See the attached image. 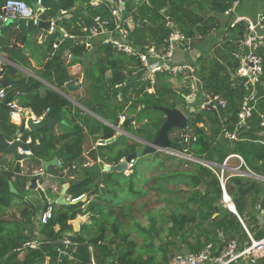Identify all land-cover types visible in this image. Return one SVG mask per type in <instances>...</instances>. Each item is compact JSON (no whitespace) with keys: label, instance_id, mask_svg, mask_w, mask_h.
Here are the masks:
<instances>
[{"label":"trees","instance_id":"obj_1","mask_svg":"<svg viewBox=\"0 0 264 264\" xmlns=\"http://www.w3.org/2000/svg\"><path fill=\"white\" fill-rule=\"evenodd\" d=\"M27 1L31 4L37 0ZM235 1L242 0H143L139 3L135 0H126L128 14L133 16L136 24L140 19L146 21L139 32L136 27L131 31L135 45L142 49L152 43L157 45L162 43L170 32L166 26L169 20L188 37L200 35L206 38L214 29L219 31L222 26L224 27L223 39L215 46L213 54L201 55L193 64L204 81V87L224 96L234 111L238 108L245 91L241 86H236V80L232 78V74L236 72L233 50L236 41L244 35L246 25L244 22L234 27H230L228 22L223 25L221 16ZM73 4V0H58L56 8L70 9ZM3 6L4 4L0 3V13L4 12ZM164 9H168V17L164 14ZM89 12L90 14L99 12L103 16L111 17V11L105 4L99 5L98 8H89ZM77 16L78 13L69 20L65 19L64 23L75 24ZM92 21L93 17L87 18L89 25ZM12 37L11 34L1 36L0 49L8 51L13 62L20 65L29 64L30 57L34 56V53H27L30 48L38 51L43 57L53 52V56L48 59L39 75L58 86L69 79L63 56L73 45L72 39L64 38L57 47H54L57 42L56 34L49 35L42 43H38V39L28 40L21 53L17 43L21 41L22 35L19 33L14 37L15 43ZM86 49V45L73 46L72 51L77 57L83 55ZM262 54L264 57V49ZM139 67L140 60L137 57L117 54L111 46L99 44L96 60L88 71L91 98L87 106L114 125L119 124L120 115L126 117L137 115L136 122L128 124L125 130L134 135L144 132L154 137L163 119L155 120L153 117L148 119L145 113L149 108L143 109V105L177 107L171 100L179 97L184 104L183 92L187 93L188 89L180 91L181 94L177 93L179 91H175L169 82V75L159 73L154 91H146L139 73H135ZM108 71H111L110 77H106ZM6 77L15 79L19 75L9 66L1 79ZM262 80L264 81V75ZM24 82V79L18 80L6 89L8 96L14 94L22 107L30 108L37 116H42L47 109L51 110L52 116L64 115L70 110L69 101L58 93L48 90L41 94L39 92L41 84L37 80H32L18 90L17 88ZM123 83L125 88L121 95L117 86ZM94 102L97 103L96 106ZM10 110L8 105L0 109V130L6 139L13 141L18 137V132L23 133L26 128L24 123L17 126L10 122ZM259 110L264 112V99L259 104ZM159 112L163 115V112ZM146 119L149 120L150 126L143 130L141 124ZM198 119L203 121L204 117L199 115ZM210 119V130L196 129L199 136L198 152H204L206 159L218 163H222L229 154L238 153L244 157L252 170L264 174V145L259 142L264 138V135L260 134L262 130L258 126L255 127L248 133L250 140L229 141L218 136L216 117L210 114ZM81 122H74L72 127L67 125L68 128L66 127L62 133L51 132L48 127L31 132L32 140L25 143L24 148L31 150L39 159L58 156L65 166H72L74 162L83 159L84 146L88 140L91 139L92 142L98 139L106 140L116 134L114 128L95 118H82ZM258 122L257 118L256 123ZM137 124H140V127H137ZM139 146L138 142L129 143L127 136H122L118 141L100 146L99 152L93 150L89 154L95 161L100 158L101 163H118L121 158ZM5 153L8 152L0 145V155ZM155 158H159L160 161L153 165L154 173L148 178H144L142 172V167L149 164L147 158L136 160L133 171L128 175L118 173V176H115L116 173L103 172L104 165L99 162L86 167L82 176L85 178L84 182L80 184L72 182L68 189L73 198L87 194L86 200L75 204L55 205L53 217L47 223H40L38 238L31 230L35 227L32 218L43 208L42 199L36 191L25 188L26 178H22L23 182L16 187L18 193H13L9 186L13 173L0 170V258L11 253L0 264H43L47 255L55 256L58 245L21 247L36 239L59 240L66 232H71L70 240L78 244L75 260L69 264H151L154 260H157L156 264H170L176 253L170 255L169 250L177 246L178 240L186 244L189 252H198L208 242H214L218 246L216 248L218 253L222 246L219 244L220 233L227 239L237 238L241 243L249 239L238 215L220 204L222 189L219 179L212 170L198 163L185 166V161L160 152L155 154ZM168 158L171 159V165L165 163ZM122 180L129 181L126 194L128 197L132 195L133 198L139 193H148L149 190L162 196L166 205L165 210L169 212L167 222L170 223L166 241L162 238L159 219L155 215H150L148 225L129 220L130 228L124 227L125 222L120 218L119 209L121 207L124 210L122 215L129 217L131 207L125 203L126 197L121 196L125 189ZM251 181L245 177H231L228 187L239 216L250 232L259 239L264 236V222L261 221L260 213L255 206L259 203L264 208V181H256L251 188L241 191V188ZM144 184L148 189L142 186ZM91 196H94V199H90ZM19 202L25 204L20 216L13 214L11 217H1V214ZM216 207L220 210L218 215L213 217ZM86 213H90L91 222L83 223L80 230L75 231L69 221L76 219L79 214ZM57 225L60 226L58 230ZM194 228H201L200 233L193 234ZM193 236L194 239L191 240ZM139 237H143V243L139 242ZM155 238L160 240V246L156 245ZM83 242L93 243L95 261L92 249L83 245ZM140 245L144 247L143 251H139ZM147 252L150 254L148 259L143 256ZM157 252H161L164 263L158 260ZM257 264H264V257Z\"/></svg>","mask_w":264,"mask_h":264},{"label":"built area","instance_id":"obj_2","mask_svg":"<svg viewBox=\"0 0 264 264\" xmlns=\"http://www.w3.org/2000/svg\"><path fill=\"white\" fill-rule=\"evenodd\" d=\"M139 1V0H137ZM39 3L40 0H37ZM235 1L233 6L225 11L224 16L230 17L229 26L234 27L240 22H244L245 33L236 41L233 50V56L236 61V72L234 80L236 86L244 89V95L238 103L236 111L230 108L229 101L219 93L212 92L204 87V81L197 72V68L193 64L197 59L188 62L186 53L196 48V40L201 39L200 35L196 37H188L184 32L178 29L175 24L169 20L166 26L170 32L164 38L160 45L155 43L146 45L144 49L135 45L130 39L131 30L125 25V18L122 14L127 10L126 0H102L101 4H105L111 11V17L98 14L94 17V24L88 29L91 39H99V44L111 46L116 52L132 55L140 60V67L135 73H139L140 80L145 84L146 91H154L157 84V75L166 73L169 75V81L178 89H188L183 92L185 98L186 109L194 108V112L204 117L203 121H194L190 125V116H187V126L178 128L175 138L169 137L172 141L181 144V150L173 147H161L158 152L163 155L177 157L185 161V166L190 163H198L208 167L214 172L220 182L222 189L221 203L225 208L231 209V205L235 207L233 196L228 187L231 177H245L251 180L264 181V174H260L252 170L246 163L244 157L238 153L229 154L222 163L210 161L205 157L195 156L192 152V146L197 144L198 134L197 128L210 130L211 119L210 114L217 119L218 136L229 141H245L250 140L248 133L255 127L264 128V112L259 110V104L264 99V57L262 50L264 49V12L258 13L256 18L246 15H233V7L239 4ZM5 10L0 13V25L9 19L11 13L14 17L25 20H33L35 23L38 19L36 10L25 0H6ZM128 15V14H127ZM52 19V18H51ZM55 21L51 23L50 33L54 32ZM217 30H213L210 36L215 35ZM87 45H90L89 43ZM8 97L6 89L0 90V100ZM194 99L191 104L190 100ZM10 107V122L21 126L23 123L27 127L29 115H23L24 109L18 104L15 98L7 103ZM35 120H39L42 116L32 115ZM126 116H120V122L125 120ZM258 118V124L256 119ZM25 127V128H26ZM19 139V137L17 138ZM30 142V139H29ZM259 142L264 145V138ZM21 153H32L31 150L20 147ZM121 158L120 161L125 160ZM233 159L237 162H233ZM135 161L128 163V171H133ZM21 166L22 165L21 162ZM3 169L10 170L9 165H3ZM22 175L37 177V183L43 186L45 180V168H34L21 171ZM28 178V179H29ZM29 184V182H28ZM28 186V185H27ZM86 194L77 198L66 196L68 201L79 200ZM56 204L49 203L48 208L41 210L39 215L40 223H47L54 213ZM255 209L260 213V219L264 222V208L257 204ZM238 215L244 225L248 235V240L243 245L239 243L237 238H225L220 233L223 244L220 251L216 253L214 242H208L198 252L176 253L172 257L170 264H238L246 260L249 264H257L264 257V236L256 238L253 233L246 227L237 210ZM64 242L58 244L55 249V256L47 255L43 264H69L75 260L77 249L71 244V240L63 238Z\"/></svg>","mask_w":264,"mask_h":264},{"label":"crops","instance_id":"obj_3","mask_svg":"<svg viewBox=\"0 0 264 264\" xmlns=\"http://www.w3.org/2000/svg\"><path fill=\"white\" fill-rule=\"evenodd\" d=\"M25 1H27V0H25ZM57 1L58 0H56V3H57ZM140 1H143V0H139V1L135 0L136 3H139ZM5 2H6V0H0V3L4 4L3 11H5ZM73 2H74V4L70 9L59 8L61 10V13L59 15H57L59 9L56 8V5L52 9L45 10V12L42 15V17L46 18V19L55 18V20H56L55 26L64 32V36L61 37V35L58 32L54 31L53 33L49 32L48 35L43 40H42L41 34H39V38H38V43H42L49 35L56 34L57 35V42L54 44V47H57L58 44L64 38H68V39L73 40V45H71V47L65 51V54L63 56L65 65L67 67V71L69 73V79L67 81H65L62 85L58 86V85L54 84L51 80L44 79L39 75V73L41 71H43L44 66L46 65L48 59L53 56V52L48 53L47 57H43V55L38 53V51L30 48L27 51V53L28 54L34 53L33 54L34 56L30 57L29 64L20 65V64H17L11 60L8 51L0 49V65L6 64L7 65L6 70L8 69L9 66L12 67L15 70V73L17 75H19V77H17V78L19 80H21V79L25 80V82L17 88L18 90L22 89L25 85L29 84L32 80H37L41 84L39 87V92L41 94H45L46 91L52 90L55 93H58L59 95L64 97L67 101H69L70 110L66 112L67 115L66 114L62 115L63 119L66 121L68 126L71 124L70 123L71 120H69L68 118H70V116H74L73 122L82 123L81 122L82 118H86V117L87 118L88 117L95 118V117H97L98 118L97 120H99V121L103 122L104 124L114 128L112 122H110L104 116L96 114L94 111L89 112L90 108L87 106V104L91 98V96L89 94V85H90L91 81L88 78V71H89L91 64L96 60V51H97V48L99 46V39H97V38L91 39L90 32L88 29L94 24L93 23L94 17L96 15L100 14L99 12H97L95 14H90L89 8H98L99 5H101L102 0H73ZM260 12H264V0H242L241 2H239V4H237L235 7H233V15L232 16L246 15V16H249L251 18H256V16ZM76 13H78V16H77V22L75 24L74 23H70V24L64 23L65 19H68V20L71 19L72 17H74V15ZM90 17H93V21H92L91 25H89L87 22V18H90ZM221 20H222L223 25H224V22L226 23L227 21H230V18L228 16L222 15ZM125 25L131 31L137 26L132 15H129V14L127 15V18L125 20ZM76 31H78V32H76ZM223 34H224V27L222 26V28L219 31H217V33L215 35H212V37L207 38V39H210L208 42L209 44L206 43V41L204 40L205 38L199 39L201 41L199 42L198 45L196 44V48L194 50L186 53V59H188V62L194 61V59H197L201 55H204V56L212 55L214 52L215 46L217 44H219L218 42L222 41ZM132 41L134 42V40H132ZM15 42H16V39H15V41H13V43H15ZM88 43L90 45H87ZM17 44L19 45V43H17ZM84 45L87 46L86 51L83 53V55H80V56L77 55V57H80V58H77L72 51L73 46H84ZM212 47H213V49H212ZM6 70H5V72H6ZM110 76H111V71H108L106 73V77H110ZM52 79H54V77ZM73 85H80V86L78 89L71 90L70 87ZM65 88H68V90H70L71 92L76 93L75 97L77 96V98L75 99L70 95L63 94L61 92V90L65 89ZM7 91L8 90H6V92ZM15 100L18 102L16 97H15ZM94 103H95L94 105L96 106L97 103L96 102H94ZM18 104H19V102H18ZM183 105L185 106V103ZM22 108L27 112L26 115H29L30 112H32V115H36L30 108H26V107H22ZM191 109L192 108H190L189 110L187 109L189 113H192V112H190ZM93 115H95V116H93ZM56 116H53V117H56ZM65 116H66V119H65ZM105 122H107V123H105ZM67 124H63V123L58 124L55 127L54 132L62 133V131L66 130L68 128ZM116 133H117V131H116ZM21 134H22L21 132H18L17 136L19 137ZM262 134L264 135V132H262ZM31 140L32 139L30 136V141ZM90 141H91V139H90ZM98 141H100V140H98ZM95 146H96V142L93 144V148ZM89 153L90 152L87 151L85 146H84V154H83L84 157H83V159L78 160V161L74 162V164H73V165H76V168H74L73 165L72 166H65L63 160L57 156L59 158V160L61 162H63V166L62 167L50 166L47 170H45L46 171V173L44 175L45 180H44V184L42 187H43V189L46 190V194L48 197L50 195L52 199L57 198L60 195L64 184H69V187H68V189H69L72 182L75 183L76 181H79V180H83V182H84L85 178L82 176L84 174V170L86 167H84L83 164L87 163L86 158H88L87 154H89ZM53 158H51V159H53ZM37 159L39 160V162L33 161L31 159H28V160L22 162V165L24 166V167H22V171L28 170V169L44 167L41 164V161L51 160V159H39V158H37ZM16 161H17L16 158L12 154H6L5 153V154L0 155V170L3 172H7V173H10V172L13 173L11 181L13 182L15 190L18 193V190L16 189V187H19L20 182L21 183L23 182L22 178H26V177L24 175L21 176L15 172ZM233 162H237V160L233 159ZM6 164L9 165V167H10V170H8V171L3 169V165H6ZM26 179H27V182H29V179L28 178H26ZM66 196L72 197V195L69 194L68 191H67ZM87 196L88 195L86 194L85 197L80 199V201L81 200L85 201ZM91 198H92V196H91ZM87 204H88V201L83 206L84 209H85ZM259 205H261V204H259ZM24 207H25V204L19 202V204L12 206L8 210L12 209L16 212L15 214L17 216H20V213L24 210ZM40 212L32 218V221L34 222L35 227L31 230L35 236L39 235V232H40V221H39ZM80 216H82L83 220L80 222L79 228H76V226L72 222L75 219H72L69 221V223L73 225V229L75 231H79L81 228V225L83 223H90L91 222L90 213H86L84 215L79 214L77 217H80ZM36 229H38V230H36ZM56 229L57 230L60 229V226L57 225ZM71 235H72L71 232H66V233H64L63 238L70 239ZM36 240H38V239H36ZM239 243L241 245L244 244V243H241L240 240H239ZM219 244H223V241L221 240V242ZM238 264H249V263H247L246 260H243V261H241V263H238Z\"/></svg>","mask_w":264,"mask_h":264},{"label":"water","instance_id":"obj_4","mask_svg":"<svg viewBox=\"0 0 264 264\" xmlns=\"http://www.w3.org/2000/svg\"><path fill=\"white\" fill-rule=\"evenodd\" d=\"M56 5V0H40V2L33 1L31 2V6L36 10V16L38 17L36 23L33 20H25L20 19L18 17H14L11 13L9 14V19L4 24L0 25V37L6 36L7 34H11L12 40H14V37H16L19 33L22 35L21 41L19 42L18 48L21 53H23V47L26 45L28 40H36L39 38V34L42 36V40L48 35L49 30L51 28V23L55 18L53 19H46L43 18L42 15L47 9H52ZM6 11V10H5ZM61 13V10H58L57 15ZM128 14V11L125 10L122 14V18H125ZM164 14L168 17V9H164ZM146 21L144 19H140L139 23L136 26V30L139 32L142 25L145 24ZM54 31L58 32L61 37L64 36V32L60 30L58 27L54 26ZM80 58V57H77ZM0 78L3 77L4 72L7 68L6 64L0 65ZM235 74H232V78H234ZM19 79L18 78H11L6 77L4 79H0V90L1 89H7L10 88L14 83H16ZM80 85H73L70 87L71 90L78 89ZM120 90V93L122 95L123 90L125 88V83L120 84L117 86ZM15 98L14 94L9 95L8 97L4 98L3 100H0V109L5 107L7 103L11 102ZM194 102V99L190 100V103L192 104ZM95 104V103H94ZM147 108H153L156 110H159L165 114V121L163 125L160 127L158 132L156 133L153 140H140L137 137V141L141 144L135 151L130 153L125 160H122L115 164H104L103 171L104 172H112V173H123L128 171V163L132 160L136 161L141 158H146L149 155L155 156V154L158 152V149L161 147H173L174 149L181 150L182 146L180 143L172 141L169 137L170 131L176 128H185L187 126V116L185 113L179 108H169L167 106L162 105H143V109ZM190 112H194V108L190 110ZM137 120V115H132L129 117H126L125 120L121 123L120 126L113 125L114 129H116L117 133L111 137L110 139L103 140L102 142L104 144H109L115 141H118L124 134H127L125 131V127L128 124H134ZM67 124L66 121L63 119L62 114H58L56 117H53L51 114V110L48 109L39 120H35L32 117V112L29 113V119L27 120V127L26 130L19 136V139H15L13 141H9L6 139L3 132L0 130V145L6 149L8 152L7 154H12L16 158V165H15V172L21 176L22 175V166L21 162H24L28 159H31L33 161L39 162V160L32 154L28 153H21L19 150L20 147H24L25 143L29 142L30 134L31 132L38 131L42 128L48 127L50 128L51 132L55 131V127L58 124ZM107 123V122H105ZM149 124V121H144L142 123L141 128L143 130L147 129ZM132 137H135L133 134H129ZM41 164L44 166L45 170H47L50 166H58L62 167L63 162L59 160L57 156H55L51 160H43L41 161ZM26 178H29V175H24ZM83 182V180L76 181L75 184H79ZM256 180H252L250 184L244 186L241 188V191L248 190L255 184ZM10 189L12 192L17 193L15 190L14 184L12 181L9 182ZM28 185V186H27ZM69 184H64L62 191L60 195L57 198L50 199L47 194L46 190L43 189V187H40L37 183V177H31L29 178V184L26 182L25 188L30 191H36L40 198L43 201V208L42 210L45 211L48 208L49 203H53L56 205H68V204H75L80 201L79 200H71L68 201L66 199V194L68 191ZM219 207H216V213L213 217H216L219 213ZM232 212L235 213V211L231 208ZM82 220V216L77 217L75 220H73V224L76 226V228H79V224ZM64 239H59L55 241H32L29 243H26L21 248H26L29 246L32 247H38L41 245H58L60 243H63ZM156 245H159L160 241L158 238H155ZM71 244L78 246L77 243L71 242ZM83 245L90 246L92 249L94 261H95V249L92 242H83ZM20 249V248H19ZM18 250V249H16ZM11 253L5 255L3 258H0V263L8 257ZM95 263V262H94Z\"/></svg>","mask_w":264,"mask_h":264},{"label":"rangeland","instance_id":"obj_5","mask_svg":"<svg viewBox=\"0 0 264 264\" xmlns=\"http://www.w3.org/2000/svg\"><path fill=\"white\" fill-rule=\"evenodd\" d=\"M27 3H29L28 1H26ZM230 18V17H229ZM229 22V21H227ZM223 24V22H222ZM225 24V22H224ZM225 34V33H224ZM223 34V36H224ZM223 36H222V39H223ZM208 37H206L204 40L206 41V43L209 42L210 39H207ZM130 39L133 40L134 37L132 36V34H130ZM201 40H196L195 44H199ZM220 43V42H218ZM209 44V43H208ZM213 49V47H212ZM117 54H122V53H119L117 52ZM124 55V54H123ZM170 82V81H169ZM171 83V82H170ZM173 89L175 91H179L177 93L181 94L180 91H182V89H178V87L172 85ZM61 92L63 94H66V95H70L72 96L73 98H77V96L75 97L76 93L74 92H71L70 90H68V88H65L63 90H61ZM175 99H172L171 102H174L177 104V107H179L183 112H185L188 116H190V125L192 126L193 125V122L194 121H199V115L197 113H189L188 110L185 108V106L183 105V103H181V100L179 97H174ZM89 109V108H88ZM148 111L145 113L146 117H153L155 120L159 119L162 114L159 112V110H155V109H152V108H149L147 109ZM93 111L92 109H89V112ZM27 112L24 110L23 111V115H26ZM95 116V115H93ZM96 119H98L97 117H95ZM149 119V118H148ZM148 119H146L145 121H149ZM144 123V121H143ZM142 125V124H141ZM150 126V123L148 124V127ZM62 127V126H61ZM137 127H140V124H137ZM261 132L260 134H262V132H264V128H261ZM126 131V130H125ZM179 131L178 128L176 129H173L170 131V135L171 137L175 138V133ZM127 132V131H126ZM129 134H132L130 132H127V134H124V136H127L128 138V141H132V140H137V136L136 137H132L131 135ZM134 138V139H132ZM133 142V141H132ZM95 143V142H94ZM93 142H91L90 140H88V142L86 143L85 145V148L87 151H91L93 149ZM198 146L197 144L193 145L192 146V152L195 156H200V157H205L204 155V152H198ZM88 158H86V161L91 163L93 161V158L91 156V154H87ZM91 158V160H90ZM147 160H149V164L148 165H145L142 167V172L144 174V178H148L150 177L154 172L152 171V167L153 165L155 164H158L160 159L159 158H155V156L153 155H149L148 157H146ZM164 160V159H163ZM136 162V161H135ZM152 163V164H151ZM165 163L167 165H171V159L168 158L167 160H165ZM177 163V162H175ZM101 165H104L106 163H101ZM125 175H128L127 173L123 172ZM115 176H118V173H116ZM124 179V178H123ZM122 184H124V191L121 193V196H125L126 199H125V203H128L131 207V210H130V216L129 217H126L124 215H122V213H124V210L120 207L119 211L121 212L120 214V218L125 222V228L126 229H129L130 228V225L128 222L129 220H133V221H136V222H140L142 223L143 225H148L149 224V217L150 215H155L158 219H159V226L161 227L162 229V238L166 241V235L168 233V227L170 225V223L168 224L167 222V219H168V210H165V201L162 199V196L161 195H158L156 194L155 192L149 190L148 193H145V194H141L139 193L138 195L134 196L132 198V195H130L129 197L126 196L127 192H128V185H129V181L128 180H122ZM143 187H145L146 189H148V186L146 184L142 185ZM49 198H51V196L49 195ZM130 198H132V200H130ZM91 199H94V196H92ZM220 204L223 206V204L221 203L220 201ZM16 212L12 209L10 210H6V212L4 214H1V217H11L13 214H15ZM83 220V219H82ZM81 220V221H82ZM201 229V228H200ZM200 229L198 228H194L193 229V234H198L200 233ZM38 230V229H36ZM188 234V232H187ZM38 237V235H37ZM194 239V236L191 238V240ZM139 242L140 243H143V237H139L138 238ZM159 240V239H158ZM160 241V240H159ZM161 245V242L159 243L158 246ZM177 246L170 249L169 250V254L171 255V253H186V252H189L186 244H184L181 240H178ZM142 249H144V247L142 248V245L139 246V251H143ZM150 254L147 252L145 254H143L144 258L148 259L150 256ZM157 257H158V260H160L161 262L164 263V260L162 258V255H161V252H157ZM157 263V260H154L152 261L151 264H156Z\"/></svg>","mask_w":264,"mask_h":264},{"label":"flooded vegetation","instance_id":"obj_6","mask_svg":"<svg viewBox=\"0 0 264 264\" xmlns=\"http://www.w3.org/2000/svg\"><path fill=\"white\" fill-rule=\"evenodd\" d=\"M67 115V114H66ZM73 117L74 116H70V118H68L69 120H71L70 121V127H72V126H74V122H73ZM161 119H163V122H162V124H161V126L163 125V123H164V121H165V114L163 113V115L160 117ZM65 119H66V116H65ZM113 124V123H112ZM68 125V124H67ZM114 125V124H113ZM160 126V127H161ZM160 127H159V129H160ZM158 129V130H159ZM158 130H157V132H158ZM156 132V133H157ZM133 135V134H132ZM156 135V134H155ZM137 136V138L138 139H140V140H150V138H152L151 140H153L154 139V137L151 135V134H148V133H144V132H141L139 135H135V137ZM132 139H134V138H132ZM98 140H100V141H98ZM97 141H96V146L92 149V151L93 150H95V151H97V152H99V150H100V146H102V145H104V143L102 142L104 139H98ZM150 140V141H151ZM133 141V142H132ZM132 141H129V143H134V142H138L137 140L135 141V140H132ZM139 143V142H138ZM140 144V143H139ZM141 145V144H140ZM118 148V147H117ZM92 151H89V152H92ZM128 156V155H127ZM127 156H125V157H127ZM90 160H91V158H90ZM97 162H99V164H100V162H101V159L100 158H98V160H94L93 159V161L91 162V163H89V162H87V163H85V164H83L84 165V167H91V166H94L95 164H97ZM109 164H115V163H109ZM73 167L74 168H76V165H73ZM72 168V167H71ZM104 172V171H103ZM88 197V196H87ZM44 205V204H43Z\"/></svg>","mask_w":264,"mask_h":264},{"label":"bare ground","instance_id":"obj_7","mask_svg":"<svg viewBox=\"0 0 264 264\" xmlns=\"http://www.w3.org/2000/svg\"><path fill=\"white\" fill-rule=\"evenodd\" d=\"M231 208L235 211L236 210V208H234V206L233 205H231Z\"/></svg>","mask_w":264,"mask_h":264}]
</instances>
